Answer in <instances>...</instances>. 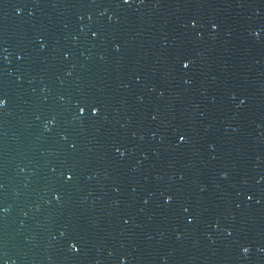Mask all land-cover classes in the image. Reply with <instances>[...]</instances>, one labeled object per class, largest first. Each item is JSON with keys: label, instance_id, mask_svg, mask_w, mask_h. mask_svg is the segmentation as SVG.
Wrapping results in <instances>:
<instances>
[{"label": "water", "instance_id": "water-1", "mask_svg": "<svg viewBox=\"0 0 264 264\" xmlns=\"http://www.w3.org/2000/svg\"><path fill=\"white\" fill-rule=\"evenodd\" d=\"M0 264H264V0H0Z\"/></svg>", "mask_w": 264, "mask_h": 264}]
</instances>
